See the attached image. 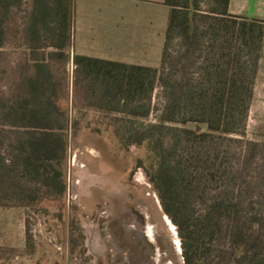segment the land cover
<instances>
[{
	"label": "trees",
	"instance_id": "1",
	"mask_svg": "<svg viewBox=\"0 0 264 264\" xmlns=\"http://www.w3.org/2000/svg\"><path fill=\"white\" fill-rule=\"evenodd\" d=\"M21 2L0 0V48L8 14ZM165 4L170 13L160 67L82 54L74 61L108 112L147 118L162 86L159 121L126 128L120 140L144 150L135 169L143 168L177 226L185 264H264V142L247 137L264 20L231 14L230 0ZM73 14L74 0H36L33 31L40 39L41 24L53 35L58 51L52 56L64 57L70 46ZM37 67L49 73L44 62ZM40 80L31 82L35 91ZM35 97L1 114L0 125L15 133L10 158L0 148L1 207L59 199L67 190L68 141Z\"/></svg>",
	"mask_w": 264,
	"mask_h": 264
},
{
	"label": "rangeland",
	"instance_id": "2",
	"mask_svg": "<svg viewBox=\"0 0 264 264\" xmlns=\"http://www.w3.org/2000/svg\"><path fill=\"white\" fill-rule=\"evenodd\" d=\"M35 2L22 0L5 22L0 118L4 110L36 95L39 109L51 115L53 126L61 127L68 141L63 166L67 190L59 199L44 197L29 206L18 202L0 206V264H185L177 226L164 212L143 168L135 169L144 150L127 147L120 140L126 128L159 121L166 105L162 86L157 84L147 118L100 109V91H94L93 81L74 61L72 32L64 57L51 55L58 51L55 40L41 24L37 39ZM122 16L127 26L130 16ZM39 62L46 64L49 73L39 72ZM38 77L35 91L31 82ZM14 136L11 127L0 125V148L8 158ZM247 137L264 142L262 77L256 82Z\"/></svg>",
	"mask_w": 264,
	"mask_h": 264
},
{
	"label": "crops",
	"instance_id": "3",
	"mask_svg": "<svg viewBox=\"0 0 264 264\" xmlns=\"http://www.w3.org/2000/svg\"><path fill=\"white\" fill-rule=\"evenodd\" d=\"M229 11L264 20V0H230ZM169 13L165 0H74L72 48L76 54L157 67ZM122 14L130 16L127 26ZM260 77L264 80V41Z\"/></svg>",
	"mask_w": 264,
	"mask_h": 264
},
{
	"label": "bare ground",
	"instance_id": "4",
	"mask_svg": "<svg viewBox=\"0 0 264 264\" xmlns=\"http://www.w3.org/2000/svg\"><path fill=\"white\" fill-rule=\"evenodd\" d=\"M173 226H174V225H173ZM179 242H180V241L177 240V243H178V244H180ZM178 247H179V246H178Z\"/></svg>",
	"mask_w": 264,
	"mask_h": 264
}]
</instances>
